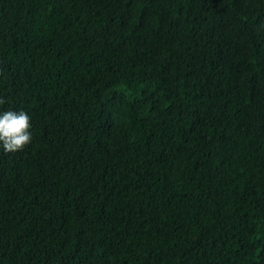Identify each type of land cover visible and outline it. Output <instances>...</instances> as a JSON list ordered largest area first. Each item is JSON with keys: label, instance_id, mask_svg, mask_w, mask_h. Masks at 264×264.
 <instances>
[{"label": "trees", "instance_id": "16d2710c", "mask_svg": "<svg viewBox=\"0 0 264 264\" xmlns=\"http://www.w3.org/2000/svg\"><path fill=\"white\" fill-rule=\"evenodd\" d=\"M0 264H264V0H0Z\"/></svg>", "mask_w": 264, "mask_h": 264}, {"label": "clouds", "instance_id": "9594fccd", "mask_svg": "<svg viewBox=\"0 0 264 264\" xmlns=\"http://www.w3.org/2000/svg\"><path fill=\"white\" fill-rule=\"evenodd\" d=\"M5 101L0 99V104ZM30 117L25 111L0 112V146L6 153L21 151L31 142Z\"/></svg>", "mask_w": 264, "mask_h": 264}]
</instances>
